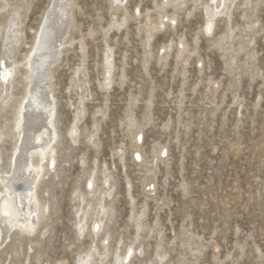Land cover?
Returning a JSON list of instances; mask_svg holds the SVG:
<instances>
[{
	"label": "rangeland",
	"instance_id": "obj_1",
	"mask_svg": "<svg viewBox=\"0 0 264 264\" xmlns=\"http://www.w3.org/2000/svg\"><path fill=\"white\" fill-rule=\"evenodd\" d=\"M174 1L72 0L67 46L51 66L60 144L59 177L51 173L40 192L43 202L54 199L47 232L34 244L38 234L18 230L2 247L0 234V264H78L96 245L97 259L105 234L103 264L130 246L131 264H264V0H235L211 35L204 5L212 0ZM55 2L0 0V60L14 10L26 45L8 51V62L23 64ZM24 86L15 83L8 105L0 100V172L10 169L12 103ZM96 119L93 144L87 135ZM92 178V190L113 188L97 239L76 226L88 199L78 195Z\"/></svg>",
	"mask_w": 264,
	"mask_h": 264
},
{
	"label": "bare ground",
	"instance_id": "obj_2",
	"mask_svg": "<svg viewBox=\"0 0 264 264\" xmlns=\"http://www.w3.org/2000/svg\"><path fill=\"white\" fill-rule=\"evenodd\" d=\"M112 1L116 4L123 5L127 0ZM187 1L188 0H175L174 2L177 4L176 6H178V4L182 5ZM212 2L213 6H211V4L204 5L207 16V23L205 24L204 30L208 35L213 33L216 18L219 15L225 14V11L228 12L236 1L212 0ZM246 2H249L248 4H250L251 0H246ZM72 3V0H56L55 4H53L51 14L43 18L44 26L42 27V34L39 35V31L37 32V36H35L36 41L28 54L24 56L23 64L20 62H8L11 60L10 58H12L8 51H16L18 50L19 45H26L23 36L22 27L24 23L21 18V10H14V15L12 16L10 24L5 27V30L8 31V38H6L4 54L0 60V100L4 105H8L12 101V97L10 101L6 100L11 96L10 90L15 88V83L17 82L18 84L25 83L24 87H26V92L20 101L12 103V108L16 110V112L14 111V136L11 137L12 134L10 133L8 136L10 139H14L16 144L10 158L9 172H0L1 247L8 240H11V236L18 230L20 232L24 230L31 235L38 234L35 239L29 240L34 244L35 242L39 244L41 239H38L44 236L47 232V222L49 221L47 215L51 210V202L54 199L44 198L45 201L43 202L40 192L48 187L46 185L50 180L45 181V179L51 173L52 176L50 179H56L59 177L57 155L60 144V132L57 127V101L55 97V85L53 84V70L51 69V66L56 65V60L58 57L62 56L64 52L63 49L67 46L66 41H63V34L68 23L71 28L73 26L72 20L70 21V13L73 11ZM73 5L75 6L74 3ZM163 23H161V25ZM149 40L151 41V39ZM69 45H71V43ZM81 45L83 46V43H81ZM111 57V55H107L106 58L108 60ZM110 62V67L113 68V62ZM111 70L113 69H110L109 71L107 70L109 75H111ZM19 78L21 80H19ZM75 78L74 80H77ZM38 81H40V84ZM109 81L111 82L112 79ZM78 90H82L81 86L78 87ZM4 93L6 94V97H3ZM81 98L84 99V97ZM79 110L75 115L74 124L70 130V137L74 144H77L79 141V137L81 136V128L79 124L83 120L84 115H86L84 101L81 103V109ZM97 122L98 119L95 121L94 131H90L87 135L88 142H92L93 144L99 143L97 135L99 124H97ZM2 133L3 132L0 133V147L3 139L6 138ZM1 161L2 158L0 153V162ZM51 167L54 168L51 170ZM111 179V174H105L103 183L109 185ZM94 182L93 178L87 182V189H91L87 194L84 192V194L78 195V200L81 199L83 203H85L86 197H88V199L86 204L87 209L84 210L83 208L81 209L77 207V212H82L83 215L79 217L76 226L81 235H84L85 233L87 234L88 232V237L92 236L93 239H97L98 236L103 233V227L104 229L106 227L103 223L104 218L102 217L106 216L103 214L104 210L110 206L107 202V197L111 196L113 188L104 190L102 187L99 188L98 186L97 190H92L94 188ZM89 185L90 188H88ZM129 188L131 189V186H129ZM97 194L100 195V198H98V203H96L97 206L92 208L93 203L91 201L97 196ZM89 224L91 225L90 231L87 230ZM139 227L141 228L142 226ZM37 231H39V233H37ZM107 240V234H105L101 242L103 252L98 253V260L95 258L98 251V246L96 245L92 247L84 257L80 256L78 264H103L108 255L106 252L108 246L106 247L104 245ZM130 247L131 248H129L124 255L118 254L113 264H131L135 250L132 246Z\"/></svg>",
	"mask_w": 264,
	"mask_h": 264
}]
</instances>
